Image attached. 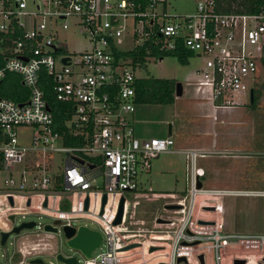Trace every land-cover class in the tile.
<instances>
[{
    "label": "built area",
    "instance_id": "2783aa9c",
    "mask_svg": "<svg viewBox=\"0 0 264 264\" xmlns=\"http://www.w3.org/2000/svg\"><path fill=\"white\" fill-rule=\"evenodd\" d=\"M68 21L79 26L92 44L78 60H73L61 38ZM0 40L5 49L0 53V83L16 75L29 91L20 104L0 97L1 223L34 212L54 220L52 226L60 230L77 229L74 220L88 219L107 235L108 250L93 257L101 249L102 235L99 249L91 259L84 257V264H201L200 256L203 264L235 260L251 264L245 258L251 252L257 257L253 264L262 261L264 212L260 233L226 232L221 199L264 198V190L203 189L202 183L198 189L205 173L197 167L194 151L182 152L189 166L185 196L164 206L180 217L172 222L156 216L153 221L152 228L167 233L145 235L128 231V226L124 235L116 234L127 222L129 207L139 206L137 199L147 197L139 182L141 173H149L161 154L176 152L171 137H136L130 117L136 106L134 70L141 62L134 65L118 54L141 47L158 54L186 50L205 62L196 71L197 88L208 91L214 107L232 109L239 105L237 97L250 96L262 68L264 0L258 13H225L217 0H197L195 12L183 17L169 15L167 0H0ZM126 43L130 49L124 48ZM149 58L156 57L145 60ZM42 72L51 78L56 100L71 106L62 129L55 125L40 88ZM28 128L33 131L31 142L22 145L17 131ZM57 155L61 159L56 160ZM96 179L102 181L101 190L92 185ZM125 193L133 194L132 204ZM121 198L122 220L114 226ZM1 231L7 230L0 225ZM24 244L16 264H25L26 259L31 264L47 251L38 242L29 250ZM132 245L137 246L124 250ZM151 247L157 250L150 252ZM180 258L184 262L177 263Z\"/></svg>",
    "mask_w": 264,
    "mask_h": 264
},
{
    "label": "rangeland",
    "instance_id": "374dc122",
    "mask_svg": "<svg viewBox=\"0 0 264 264\" xmlns=\"http://www.w3.org/2000/svg\"><path fill=\"white\" fill-rule=\"evenodd\" d=\"M197 0H167L169 15L183 17L195 12ZM68 30L61 34L66 40L67 51L72 54L73 60L92 48L90 38L83 33L73 21H68ZM3 41L0 40V53L4 52ZM125 49L131 44L126 43ZM162 59L149 58L136 67L134 75L137 79L171 80L182 85V96L176 98L172 105H136L135 112L130 117L138 139H162L171 137L174 149L198 144L206 145V151L215 152L207 154L206 158L199 159L197 167L203 169L205 176L200 179L203 189H230L239 191L264 190V65L255 76L253 91L256 96L254 107L250 106L249 93L236 98L237 107L232 109H218L212 114V103L206 90L197 88L198 76L196 71L204 67V60L192 56L186 63H181L177 57L162 54ZM171 126V135L168 136V126ZM32 129L17 131L18 142L28 145L32 139ZM212 142V143H211ZM214 142V143H213ZM208 144V145H207ZM213 145V146H211ZM180 149H183L182 147ZM228 151L227 153H223ZM61 159L56 156V160ZM187 164V166H186ZM189 166L186 155L178 152L161 154L152 161L149 173H141L140 185L147 197L138 198L139 206L129 207L127 222L117 230V237H121L129 230L136 233L155 235L166 234L152 228L156 216L169 217L172 222L180 215L166 212L165 204L175 203L185 196L186 176ZM5 175L2 174V177ZM92 185L101 190L102 181L96 179ZM151 189L153 194L149 193ZM174 196V199H157L162 195ZM156 197V198H155ZM129 204L133 203V194L125 193ZM221 203L225 205V216L233 214L236 219L234 230L226 232L258 234L263 229L262 216L264 212V198L256 197H224ZM35 222L37 227L23 230L20 234H11L5 245H0V264H16L19 248L22 243L26 250L34 247V243L47 251L42 252L39 259L44 264H61L57 262L56 255L75 257L77 264H84V256L77 250L67 246L63 230L57 235H47L43 227L54 224V220L42 214L31 212L26 215H17L13 222L2 219L1 227L4 230L12 229L21 223ZM74 227L85 226L93 231L101 232L99 226L85 218L73 221ZM151 232H148L150 231ZM119 231V232H118ZM170 234V233H169ZM104 241L101 249L93 253V257L108 250V237L102 234ZM29 240L30 242H28ZM247 253V252H246ZM246 259L252 263L257 257L251 252ZM31 259H26L29 264Z\"/></svg>",
    "mask_w": 264,
    "mask_h": 264
},
{
    "label": "trees",
    "instance_id": "16d2710c",
    "mask_svg": "<svg viewBox=\"0 0 264 264\" xmlns=\"http://www.w3.org/2000/svg\"><path fill=\"white\" fill-rule=\"evenodd\" d=\"M221 12H249L258 13L261 0H217ZM178 58L181 63H186L192 54L186 50L178 49L173 53H168ZM125 59H130L132 64L144 62L145 57L151 56L162 59V54L155 51L147 53L144 47L137 48L131 52L120 53ZM264 65V59H263ZM175 82L171 80L158 79H137L135 83V103L136 105H172L175 101ZM40 88L45 94L48 106L51 109L55 125L58 129H62L66 118L69 117L72 109L67 104L60 103L56 100L53 92V82L45 73H41ZM29 96V91L22 86L21 81L16 75H9L0 83V97L9 99L16 103H24ZM256 96L253 91V100L250 106L254 107ZM69 144H74L72 141ZM226 229V228H225ZM227 230V229H226Z\"/></svg>",
    "mask_w": 264,
    "mask_h": 264
},
{
    "label": "water",
    "instance_id": "95a60500",
    "mask_svg": "<svg viewBox=\"0 0 264 264\" xmlns=\"http://www.w3.org/2000/svg\"><path fill=\"white\" fill-rule=\"evenodd\" d=\"M182 96V85L180 83L175 84V97L179 98ZM253 100V90L250 91V102ZM47 110H49L47 108ZM171 135V126H168V136ZM197 188H201V182H197ZM9 202L12 205V200L9 198ZM106 202V196L104 195L102 198V206H101V213L103 206ZM46 202L44 203V205ZM88 206V200L86 199L85 201V209ZM123 208H124V198H121L120 204H119V209L118 213L116 216V219L113 223L114 226H117L121 223L122 220V215H123ZM166 209H175L178 208L177 206H166ZM206 211H213V208H205ZM9 220L11 222L14 221V217L10 216ZM161 222V221H158ZM35 224L33 222H26V223H21L19 226L13 227L10 231H1L0 232V245L4 246L8 237L11 234H20L21 231L23 230H31L33 229ZM44 232L50 233V234H58V229L51 226V225H45L43 227ZM64 236L67 241V246L72 249V250H77L79 251L85 258L91 259L92 253L99 249L101 243H102V235L98 231H93L90 230L89 228L85 226L78 227L77 229L75 228H70V227H63L62 228ZM137 245H132L130 247H126L124 250H128L130 248L136 247ZM157 250L154 247L150 248V252H153ZM56 260L57 262L61 264H77V259L75 257H64L61 254L56 255ZM199 260L201 264H203V257L200 256ZM184 262L183 258H180L177 260V263ZM31 264H43V261L41 259H37L31 262ZM234 264H245L244 260H235ZM259 264H264V257L262 261Z\"/></svg>",
    "mask_w": 264,
    "mask_h": 264
},
{
    "label": "crops",
    "instance_id": "0c3cea01",
    "mask_svg": "<svg viewBox=\"0 0 264 264\" xmlns=\"http://www.w3.org/2000/svg\"><path fill=\"white\" fill-rule=\"evenodd\" d=\"M182 93H183V91H182ZM175 100H176V97H175ZM219 108H216V107H214V106H212V114H216V111L218 110ZM212 143V142H211ZM214 143V142H213ZM208 145V144H207ZM206 145H204V144H196V145H194V146H189V145H186V146H184V144L182 143V145H181V147L183 148V149H180L179 148V150H175L176 152H178V153H181V154H183L182 152H186V151H194L195 153H196V163H198V160L199 159H203V158H206V156H207V154L206 153H208V154H213V153H218L217 151H215V152H210V151H206V147H205ZM211 146H213V145H211ZM228 151H224V152H222L221 154H223V153H227ZM202 154V156H199V155H201ZM205 173V172H204ZM214 190H229V191H237V190H230V189H226V188H220V189H214ZM226 198V197H225ZM224 212H225V205L223 204V219H224V227H226L229 231L230 230H234L235 228H236V226L237 225H235V223L234 222H236V219H234V216H233V214H231L230 215V217L228 216H225L224 215ZM235 231V230H234Z\"/></svg>",
    "mask_w": 264,
    "mask_h": 264
},
{
    "label": "flooded vegetation",
    "instance_id": "af4514ba",
    "mask_svg": "<svg viewBox=\"0 0 264 264\" xmlns=\"http://www.w3.org/2000/svg\"><path fill=\"white\" fill-rule=\"evenodd\" d=\"M33 223H34V222H33ZM34 224H35V223H34ZM51 226H52V225H51ZM34 228H35V226H34ZM34 228H33V229H34ZM55 228H57V227H55ZM57 229H58V233H59L60 230H59V228H57ZM43 230H44V229H43ZM7 231H10V229H8ZM45 233H46V232H45ZM46 234H49V233H46ZM55 235H57V234H55ZM39 246H41V244H39ZM43 249H45V248H43Z\"/></svg>",
    "mask_w": 264,
    "mask_h": 264
},
{
    "label": "bare ground",
    "instance_id": "6f19581e",
    "mask_svg": "<svg viewBox=\"0 0 264 264\" xmlns=\"http://www.w3.org/2000/svg\"><path fill=\"white\" fill-rule=\"evenodd\" d=\"M0 225H1V222H0ZM2 226V225H1Z\"/></svg>",
    "mask_w": 264,
    "mask_h": 264
}]
</instances>
